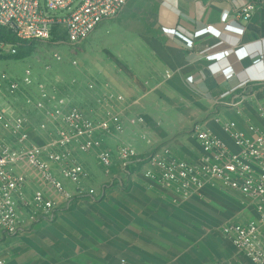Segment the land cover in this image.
Returning <instances> with one entry per match:
<instances>
[{"label":"crops","instance_id":"crops-1","mask_svg":"<svg viewBox=\"0 0 264 264\" xmlns=\"http://www.w3.org/2000/svg\"><path fill=\"white\" fill-rule=\"evenodd\" d=\"M247 2L256 5L252 18H237ZM224 12L229 21L244 27L243 33L193 37L209 25L223 30ZM107 21L112 22V41L122 42L109 53H121V60L108 58L105 77L97 71L106 84L101 93L122 91L126 101L115 100L107 108L122 113L125 129L106 136V146L115 150L129 144L140 154L169 146L176 155L193 160L203 150L194 132L197 124L231 148L226 122L249 136L252 125L264 130V59L254 64L251 57L240 59L233 53L226 61L208 58L240 47L264 54V0H130ZM228 63L236 73L231 80L220 72ZM246 80L247 85L239 87ZM82 159L96 185L109 179L95 154ZM170 196L137 176L129 187L112 186L99 200L83 195L54 220L2 238L0 255L8 264H255L222 231L230 218L255 215L244 208L238 193L216 186L203 197L174 201ZM42 223H48L49 231L35 229Z\"/></svg>","mask_w":264,"mask_h":264},{"label":"built area","instance_id":"built-area-1","mask_svg":"<svg viewBox=\"0 0 264 264\" xmlns=\"http://www.w3.org/2000/svg\"><path fill=\"white\" fill-rule=\"evenodd\" d=\"M129 1L0 0V26L10 29L21 41H53L61 36L77 47ZM255 9L254 2H247L236 17L250 20ZM222 22L223 30L209 25L193 37L244 32V27L229 21L228 12L222 14ZM180 35L189 45L194 44L193 39ZM17 51L16 44L0 42V54L15 55ZM232 53L240 59L251 57L254 64L264 59L263 52L250 54L243 47L208 58L226 61ZM52 58L63 61L57 51ZM50 66L46 64L45 69ZM220 72L227 80L236 74L229 63ZM187 79L194 81L193 76ZM47 85V77L39 79L31 65L26 66L23 76L0 66V242L4 237L28 232L37 222L54 220L59 211L71 208L83 195L99 200L110 187H129L141 176L149 187L170 192L174 201L203 197L209 187L216 186L238 193L244 208L255 215L245 220L230 218L223 234L241 254L255 264H264V130L252 125L253 135L249 136L233 122H226L224 129L234 144L231 148L222 137L197 124L194 132L203 150L193 160L176 155L169 146L147 154H140L129 144L114 150L106 146L104 138L124 132L123 115L104 108L115 100L125 102V96L110 91L97 93L94 107L88 110L63 95H52ZM238 104L229 102L231 106ZM261 113L264 115L263 108ZM35 116L43 118L39 124L34 123ZM138 122L144 124L145 120L139 116ZM32 131L40 132L43 141L36 140ZM87 154H95L109 176L100 186L82 159ZM0 264H8L1 255Z\"/></svg>","mask_w":264,"mask_h":264},{"label":"rangeland","instance_id":"rangeland-1","mask_svg":"<svg viewBox=\"0 0 264 264\" xmlns=\"http://www.w3.org/2000/svg\"><path fill=\"white\" fill-rule=\"evenodd\" d=\"M59 15H62V12ZM112 34V22L107 21L100 25L85 43L77 47L68 40L63 41L64 38L61 36L53 41L35 40L30 46L24 47L17 58L0 59V66L10 68L15 75L23 76L26 66L31 65L39 79L47 77V86L52 95L56 97L63 95L82 108L91 110L96 94H101V90H104L102 88L106 87V84L101 83L103 79L97 71H102L105 77L108 58L121 60V53H109L113 48L122 45L121 41H112ZM56 51L62 55L63 61L60 63L52 58V53ZM46 64H51L48 71L45 69ZM91 85H94L95 89H92ZM119 92L122 94V91ZM109 106H105L104 109ZM42 119L41 116H35L33 121L39 124ZM32 134L36 140L42 137L38 131H32ZM37 228L49 231L48 223L39 224L35 229Z\"/></svg>","mask_w":264,"mask_h":264},{"label":"trees","instance_id":"trees-1","mask_svg":"<svg viewBox=\"0 0 264 264\" xmlns=\"http://www.w3.org/2000/svg\"><path fill=\"white\" fill-rule=\"evenodd\" d=\"M34 41L35 40L21 41L14 35V33L10 29L0 26V42L16 44L18 46V51L15 55L0 54V59L17 58L20 51L23 50L24 47L30 46L32 43H34Z\"/></svg>","mask_w":264,"mask_h":264}]
</instances>
